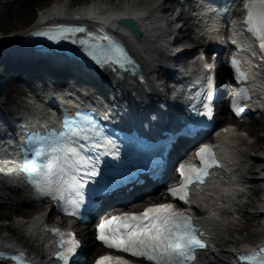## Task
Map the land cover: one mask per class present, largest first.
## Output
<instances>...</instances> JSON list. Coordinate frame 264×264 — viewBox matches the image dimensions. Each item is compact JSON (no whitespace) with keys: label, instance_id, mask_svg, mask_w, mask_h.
I'll list each match as a JSON object with an SVG mask.
<instances>
[{"label":"bare ground","instance_id":"bare-ground-1","mask_svg":"<svg viewBox=\"0 0 264 264\" xmlns=\"http://www.w3.org/2000/svg\"><path fill=\"white\" fill-rule=\"evenodd\" d=\"M162 1L118 0L112 7H109L104 6V3L93 2L82 4L83 6L80 4L72 6L61 0L40 10L38 15L32 9L31 13L26 14L19 11L11 17L9 23L0 25L2 33L7 32L0 36V55L22 51L19 41L33 35V32L36 31L34 29L45 23L47 19L62 17H92L96 19L97 17L98 21L113 28L119 17L131 15L140 26L141 36H134L130 30L124 27L116 28V30L130 44L134 53L141 60L143 71L150 79H148L151 85L149 87L153 92H161L162 84L157 75L164 67H170V59L166 57L168 54L166 47L169 44L178 45L181 40L178 31L171 26L175 22V16L166 17L162 13L173 15L175 6H162ZM94 13L99 16H95ZM178 13L182 15L183 11ZM185 39L179 43H183ZM129 83L126 82L125 86L116 88V92L124 97L128 107L130 106L129 97L141 99L147 94V90L143 89L144 86L135 87ZM150 103L148 104L150 105ZM34 110L38 113V118L41 115V107L35 106ZM2 113L9 115L7 112ZM219 136L221 137L219 141L221 147L218 148L224 158L225 167L223 171L219 172L216 181L206 185L203 191L194 194L191 204L187 206L200 212L198 220L203 226L205 234L212 240L211 246L214 252L222 254V259L227 261L226 256L237 249H243L239 246L242 237L238 235L251 224L250 221L239 223L235 214L248 213L249 210L245 205H256V198L260 200L257 209L249 211V213L257 219L260 218L261 227L254 231L260 234V241H264V195H260L264 191V178L262 177L264 175V154L254 152L257 150L256 142H248L244 132L237 131L233 126H229V131L226 134ZM138 204L135 203V205ZM16 220L17 225L27 226L28 230L35 235L31 244L33 248L43 250L48 248L50 240L45 227V223L48 221L45 214H39L29 219L18 217ZM226 242H230V244L228 245ZM16 245L17 241L13 233L0 235L1 248L12 249ZM47 256L49 255L44 256L45 259L50 260ZM213 257L214 253L208 252L207 256L197 264H208L207 258L213 259ZM215 257L218 256L215 255Z\"/></svg>","mask_w":264,"mask_h":264},{"label":"snow or ice","instance_id":"snow-or-ice-1","mask_svg":"<svg viewBox=\"0 0 264 264\" xmlns=\"http://www.w3.org/2000/svg\"><path fill=\"white\" fill-rule=\"evenodd\" d=\"M246 6L248 8L246 16L248 25L259 37L260 46L264 48V0H247ZM77 30L72 26H57L54 31L37 32L36 35L50 36L52 40L59 41L65 36L72 39L70 33ZM105 35L107 36V44L104 43L105 37L101 36L99 40L89 42L86 49L88 53L101 64L112 65L115 62L121 67H127L128 62L132 60L128 50L116 42L111 35L107 33ZM207 67L211 68V65H207ZM213 84L214 81L209 79L206 86L207 101H211L213 98ZM249 95L246 87L237 92L232 98L233 108H237V102L246 99ZM203 108L207 116L213 115L211 103H205ZM72 119L74 118L65 117L66 123ZM35 135L29 136V139H33ZM59 135L66 137L67 133H60ZM94 143L95 141H93ZM90 146L84 145L85 148ZM206 150H208V156H205ZM62 151L64 157L79 171L63 182L57 181L48 184V187L54 196L65 195V198L69 200L66 210L76 211L84 199L85 185L90 179L99 175V162L94 157L82 155L80 149L70 141ZM197 151L200 153L201 159L205 160V167L197 168L195 165L181 164L179 170L185 176L184 181L168 189V192L185 200L188 199L187 185L191 179H203L207 174L209 157H211V163H219L214 158L211 145H201ZM69 153L74 155L70 156ZM112 155L118 156L119 153L113 150ZM34 168L42 172L39 164L34 165ZM186 168L196 169V171L190 174ZM34 182L37 187L41 186V181ZM97 229L98 238L104 243L117 249H125L136 255L147 257L152 261H158L159 264H186L188 257L195 258L194 250L197 246H207L206 241L200 238L197 226L192 223V217L182 209L176 208L172 203L150 204L142 212H124L119 215H112L100 221ZM53 231L59 230L53 229ZM80 244L81 241L76 239L74 234H67L65 239H62L61 250L56 255L62 257L65 264H68L69 257L77 252ZM242 259L255 260L258 261V264H264V248L253 250L250 254H244ZM95 264H130V262L122 256H112L111 253H106L99 256Z\"/></svg>","mask_w":264,"mask_h":264},{"label":"rangeland","instance_id":"rangeland-1","mask_svg":"<svg viewBox=\"0 0 264 264\" xmlns=\"http://www.w3.org/2000/svg\"><path fill=\"white\" fill-rule=\"evenodd\" d=\"M61 0H0V25L1 24H7L10 22L11 17L14 16L17 12L21 11L23 14L31 13V9L34 11L35 14H39L40 10L57 3ZM68 2L70 5H82L85 4L91 0H62ZM115 1V0H110ZM151 1V0H148ZM166 1L164 2L163 6L166 5H178L177 1ZM71 6V7H72ZM165 16L171 17L172 15L169 13L162 12ZM7 32L2 33L0 30V36L5 35ZM10 33V32H9ZM180 34V41H183L185 38H190V33L187 32H181ZM179 44V42H178ZM184 44V43H182ZM177 46V44L175 45ZM179 46V45H178ZM3 66H0V75L2 73ZM9 81L7 82V86L4 89L3 93L0 94V112H14L18 110L20 105L25 101L27 91L30 87L28 83L25 80L15 79L12 76H8ZM4 119L2 116H0V121H3ZM240 127L242 129H246V131L249 132V135L246 136V140L248 142L255 141L257 144V150L254 152H258L259 154H264L262 151L264 149V116L261 118H258L256 120H250L246 123L240 124ZM260 195H264V191L260 193ZM260 202L259 199L256 198V205L255 204H247L245 205L246 208L249 211H254L257 209V204ZM143 205V204H142ZM142 205H140L137 208H140ZM45 207L42 209L36 208V206H30V205H15L13 203H0V217L2 218H9V220H2L0 221V235L2 234H14L17 242L23 244L25 247L29 248L33 255L41 256L44 254H47L43 249L41 248H33L32 247V241L34 240L35 236L32 234L27 226H20L17 225V214L22 216L31 217L32 214L36 212H42ZM243 213L236 215L237 221L239 223L243 222H249L250 225L248 228H244L241 233L238 236H241L242 239L239 242L240 246L246 245V243L250 242H258L261 239L260 234L255 233V231L261 227L260 218H255V216H251L250 213ZM51 209L48 210L49 218L53 219ZM1 219V218H0ZM13 230V231H12ZM255 230V231H254ZM83 236H85L87 239V244L91 247V250L94 251V254L100 253L102 250H100L97 246L90 243V233L82 232ZM237 235V234H235ZM227 243V242H226ZM228 245L230 242L227 243Z\"/></svg>","mask_w":264,"mask_h":264},{"label":"water","instance_id":"water-1","mask_svg":"<svg viewBox=\"0 0 264 264\" xmlns=\"http://www.w3.org/2000/svg\"><path fill=\"white\" fill-rule=\"evenodd\" d=\"M121 23L131 29L137 36H141L142 32L138 23L133 18H122Z\"/></svg>","mask_w":264,"mask_h":264},{"label":"trees","instance_id":"trees-1","mask_svg":"<svg viewBox=\"0 0 264 264\" xmlns=\"http://www.w3.org/2000/svg\"><path fill=\"white\" fill-rule=\"evenodd\" d=\"M2 217H3V216L0 217V218H1L0 220H3V219H9V218H2Z\"/></svg>","mask_w":264,"mask_h":264}]
</instances>
